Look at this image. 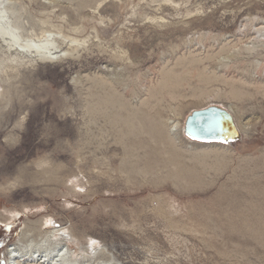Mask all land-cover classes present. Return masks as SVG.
Segmentation results:
<instances>
[{"label":"rangeland","instance_id":"1","mask_svg":"<svg viewBox=\"0 0 264 264\" xmlns=\"http://www.w3.org/2000/svg\"><path fill=\"white\" fill-rule=\"evenodd\" d=\"M7 1L21 42L46 33L53 50L0 46V264L25 223L33 244L45 220L89 264L99 253L101 264H264V0ZM124 88L138 104L163 101L164 137L143 126L157 137L135 155L103 142L115 140L98 103ZM212 105L241 136L190 142L188 115ZM40 165L58 168L53 182L33 181Z\"/></svg>","mask_w":264,"mask_h":264},{"label":"bare ground","instance_id":"2","mask_svg":"<svg viewBox=\"0 0 264 264\" xmlns=\"http://www.w3.org/2000/svg\"><path fill=\"white\" fill-rule=\"evenodd\" d=\"M165 1L168 4H173V1L171 0H165ZM21 29L22 27L20 26V22L18 18L15 16L14 10H12V7L9 1L0 0V46L3 48L4 47H11V48L16 47L18 51L21 49L22 53L24 52L23 54L24 55L26 54V56L29 58H34V59L52 58L51 55L49 54L51 53V50H53L52 48L53 43L50 42L51 40L48 37L49 34L48 35L46 33L43 34V37L41 38V40L40 41L38 40L39 44L31 45L28 43L31 40H26V43L21 42V33L19 32V30ZM203 61L204 60H199L197 62L203 65L204 64ZM168 79H169L168 82H164V84L162 85V90H161L162 92L166 91L167 88L171 87V82L173 78H168ZM106 83L108 82L106 81ZM177 85L178 84H174V88ZM104 86L105 85L103 84L102 87ZM125 89L126 88L122 89L123 92H118V93H113V94H110V92L108 91L107 96L104 95V98L100 100L103 103L101 102L98 103L99 104L98 107L100 108L102 112H104V114H101V117H100L101 118L100 120L104 122L103 128H105V132L108 133L109 136H112L115 140V143L113 142L110 143L108 141L109 137L107 135V137H104L103 142H104V146L106 149L111 148V146L113 145V148H115L116 150H121L123 146H125L124 147L125 153H127L128 155H132V154L135 155L136 150H140V149L150 150L149 142L150 140L155 138L156 132H157V135L158 133H160L159 135L161 136L163 135L162 132L164 130L163 127H164L165 122L160 119H154L153 117L154 116L153 112L155 111L156 107H160L161 106L160 104H162L163 101L161 100V98L160 99L155 98L154 101L148 100V102L146 101L141 105V104H138V102L135 100L136 98H134V96L130 94L129 91H126ZM146 91L148 92L149 95L151 94V91L149 89H147ZM110 96H115V97L117 96V97L115 100L111 101ZM123 97H125V100L121 99ZM151 97L154 98L153 93L151 94ZM211 108H214L217 111L219 110L222 112H227L232 116L235 127H236V134L234 138L226 137L225 139L220 140V141L194 138L189 133L188 125H187L188 118L191 117L196 111H199V110H194L192 111V113L188 115L185 121V127L183 128V131L186 137L189 138L190 142L195 143V141H207V142L228 143L241 136L240 129L236 123V119L234 118L233 114L229 110L223 107H220V106H216V105L208 106L204 109H211ZM200 110H203V109H200ZM153 122L157 123L158 127L157 126L155 127L160 128V129H158L159 132L156 130V132L154 133L155 136L153 135L152 137L148 133L149 130L146 129L145 131L143 129V126H146L150 123L154 124ZM139 130L145 131V133L144 134L142 133V135H140L141 131L139 132ZM161 136H158V137H161ZM170 136L172 137V135ZM139 137L141 140L138 141ZM165 138H167V136ZM167 144H168V147L172 150L170 152H172L176 156L184 155V152L181 151V148L177 146L176 140L170 139L169 142L168 141L166 142V145ZM165 146H164V149L167 147ZM160 148H161V152H163V147L161 146ZM164 151L166 152V150ZM167 152L169 151L167 150ZM211 154L215 155L218 153L213 152ZM30 169L31 168L28 166L20 168L19 171L22 172L20 176L23 177L25 176L24 174L27 175V172L29 173ZM57 169L58 168L52 167V166H41L40 165L38 166L37 169H35V171L31 170L32 172L30 176L33 177L34 182L42 180L40 178L41 176L43 179L53 182L54 178L52 177L57 173ZM194 181L195 180H191V183L193 184ZM18 182L21 183L20 180H18ZM192 184L188 185L190 186V188L189 187L184 188L183 190L193 189L194 187L191 186ZM15 185L16 183L13 182V184L11 183L7 188H5L4 190L2 189V190L5 192L10 191ZM21 217H22L21 213L17 211L15 212L13 216H8L6 218V222H8L9 225L10 224L13 225V223H16L17 219L20 218L19 220H21ZM3 223L4 222L2 223L0 222V226ZM44 225H45L44 229L48 228V230H46L45 234H41V231H40L39 235H42L41 238H37L35 240L36 243L32 244L30 243V240H31L30 236L32 235L31 237H34L37 231L34 234H32L31 230L28 229V227L36 228V225L35 223H27V224L25 223L23 227L20 230H18V233L16 235L17 239L15 240V242L13 244H10L5 249L4 251L5 263L6 264H77L78 261H81V255H83L84 258H82V261L80 262V264H89V262L93 260L92 259L93 257H91L90 255L82 254L85 250H82L78 253L77 250L71 248V245L68 244L67 242L68 235H67L65 228H61L59 227V225L56 228L57 222L55 224H50L49 221L45 220L42 223V226ZM78 249L80 250V248ZM102 256H103V253H99L96 256V261L93 264H101V262H99V259Z\"/></svg>","mask_w":264,"mask_h":264},{"label":"water","instance_id":"3","mask_svg":"<svg viewBox=\"0 0 264 264\" xmlns=\"http://www.w3.org/2000/svg\"><path fill=\"white\" fill-rule=\"evenodd\" d=\"M187 123L189 133L196 139L220 141L236 134L232 116L214 108L196 111Z\"/></svg>","mask_w":264,"mask_h":264}]
</instances>
